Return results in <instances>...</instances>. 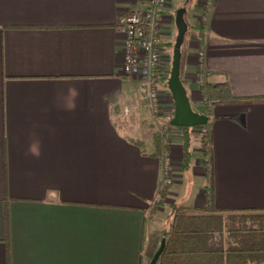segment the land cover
I'll return each instance as SVG.
<instances>
[{"label":"crops","instance_id":"0c3cea01","mask_svg":"<svg viewBox=\"0 0 264 264\" xmlns=\"http://www.w3.org/2000/svg\"><path fill=\"white\" fill-rule=\"evenodd\" d=\"M148 7L0 0V264H149L162 240L185 252L174 228L191 215L199 253L170 264H264V0H190L182 9L179 77L206 120L180 128L191 134L187 164L168 80L161 98L171 112L153 120L142 82L121 71L117 21ZM170 9L171 0L166 57V38L177 36ZM199 52L204 88L195 84ZM166 124L167 149L158 143ZM163 150L175 162L160 203Z\"/></svg>","mask_w":264,"mask_h":264},{"label":"built area","instance_id":"2783aa9c","mask_svg":"<svg viewBox=\"0 0 264 264\" xmlns=\"http://www.w3.org/2000/svg\"><path fill=\"white\" fill-rule=\"evenodd\" d=\"M170 0H149V7L143 11L127 13L120 16L115 31L121 42L122 73L127 77L138 78L143 85L145 106L153 120L167 116L171 110L162 106L161 85L165 73L164 44L161 40V30L165 20L164 9ZM207 74L203 68V54H197L195 84L199 88L205 87ZM204 102L208 100L206 93L202 95ZM127 112V110L125 111ZM168 124L159 129L161 140L167 144L169 135L165 133ZM170 127V126H169ZM200 136L209 142L208 129L202 127ZM160 180L162 186L171 183L173 160L167 150L159 156Z\"/></svg>","mask_w":264,"mask_h":264},{"label":"water","instance_id":"95a60500","mask_svg":"<svg viewBox=\"0 0 264 264\" xmlns=\"http://www.w3.org/2000/svg\"><path fill=\"white\" fill-rule=\"evenodd\" d=\"M175 27L177 30V36L175 39L171 68L169 78L167 81V89L171 95V99L174 106V116L171 121L172 126L176 128H196L206 124V120L194 114L190 108L189 101L186 96V92L180 81V60H181V47L184 42V35L187 27L183 21V11H179L175 15L174 19ZM165 241L162 240L160 247L154 254L149 264H157L160 256L164 251Z\"/></svg>","mask_w":264,"mask_h":264},{"label":"trees","instance_id":"16d2710c","mask_svg":"<svg viewBox=\"0 0 264 264\" xmlns=\"http://www.w3.org/2000/svg\"><path fill=\"white\" fill-rule=\"evenodd\" d=\"M169 73H170V71L168 70L166 76L164 77L165 81L168 80ZM249 102H255V101H249ZM174 132H176L181 137V139L183 140V143H182L183 144V162H184V164H187L191 159V152L189 151L190 150L189 148H190L191 134L188 133V129H180V128L175 129ZM158 143L160 144L161 148L167 149V144L164 143L160 137H159ZM201 147L206 154V149L208 147V143H206L205 141H202ZM168 187H169V185L163 186L160 189V191L158 193L160 203H162L164 201L165 196H166L167 191H168ZM176 210H179V209H176ZM184 210H187V209H184ZM174 218H178V216L174 215ZM179 218L188 219V221H182L178 226H176L174 228L175 236H174L173 242L183 244L182 249L185 248V252H183V251L179 252L178 250L172 251L170 249L168 250V244H167V245H165L164 253L160 257L158 264H167V263L170 264V262L174 260L175 256H180L182 254H185V255H187V258H190L192 256L198 255V253H199L195 249V247H192L194 242L196 244L197 235H199L201 232L200 229L198 228V221H197L198 217L191 215V216H183V217H179ZM181 236H184V237L181 238ZM179 248H181V247H179ZM190 261L192 262L193 260H190Z\"/></svg>","mask_w":264,"mask_h":264},{"label":"rangeland","instance_id":"374dc122","mask_svg":"<svg viewBox=\"0 0 264 264\" xmlns=\"http://www.w3.org/2000/svg\"><path fill=\"white\" fill-rule=\"evenodd\" d=\"M190 0H171V9L169 11V14L171 16H174L180 11L183 9V7L185 5H187V3H189ZM174 29V27H173ZM167 42H169L168 44L171 45V50L169 52V54L167 55V59H166V63L164 64L165 65V69H168L170 71V68H171V60H172V46L174 44V34H172L170 36V38H166ZM169 47V46H168ZM164 103L162 102V106L164 107L163 105ZM175 161H173L174 163ZM170 185V184H169ZM168 186V185H167Z\"/></svg>","mask_w":264,"mask_h":264}]
</instances>
